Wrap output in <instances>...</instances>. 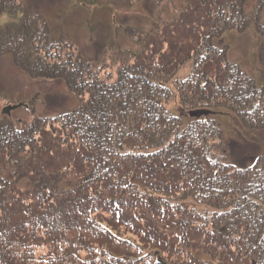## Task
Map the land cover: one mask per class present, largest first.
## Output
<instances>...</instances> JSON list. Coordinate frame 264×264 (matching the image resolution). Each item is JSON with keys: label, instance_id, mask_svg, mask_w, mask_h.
Returning <instances> with one entry per match:
<instances>
[{"label": "trees", "instance_id": "1", "mask_svg": "<svg viewBox=\"0 0 264 264\" xmlns=\"http://www.w3.org/2000/svg\"><path fill=\"white\" fill-rule=\"evenodd\" d=\"M233 3L187 0L162 33L91 64L52 39L42 17L16 21L18 2L0 0V16L11 17L0 57L33 79L64 81L78 99L48 126L0 127V264H264V154L229 162L219 148L237 150L224 146L216 117L186 125L168 109L171 63L228 14L249 21ZM218 54L201 79L175 85L178 105L233 111L263 131L264 88Z\"/></svg>", "mask_w": 264, "mask_h": 264}, {"label": "rangeland", "instance_id": "2", "mask_svg": "<svg viewBox=\"0 0 264 264\" xmlns=\"http://www.w3.org/2000/svg\"><path fill=\"white\" fill-rule=\"evenodd\" d=\"M12 1L18 2V8L27 7L26 9L43 16L52 39L60 36L71 39L80 49L82 56L92 63L101 58L104 47L106 49V45L113 42L126 51H134L136 49L134 38L154 33L155 29L159 32L158 34L162 33L166 22L179 15L185 4L184 0ZM233 1V11H243L247 16L246 20L252 19V21H246L243 25L241 18L236 14L231 16L228 14L222 24L216 23L217 29H213L214 32L209 39L220 50L218 55L224 62L227 59L228 62L235 64L239 74L243 73L257 89H263L264 0ZM255 6H257L256 10H254ZM10 18L9 14L0 16V30ZM224 22L235 26L240 25L242 31L239 34L234 31L228 32L229 28H222ZM126 28L132 30L130 35L123 33ZM217 31L219 32L216 33ZM167 37L163 38V48L159 52L162 56L167 52ZM209 39L204 40V48H200L201 53L200 51L197 54L191 52L184 60L171 63L174 66L172 80L175 84H171L173 89L170 87L174 98L170 105L168 104V109L175 116H186L184 120L186 125L190 123L188 111L178 105L180 94L177 97L175 85L184 83L190 77L201 79L199 77L201 75L196 74L197 70L205 66L203 63L206 60H210L209 63L214 62V56L208 53ZM215 64L212 63V65ZM15 65L9 56L0 58V125L5 124V127L20 129L24 128V125L29 126L32 122L44 121L48 126V121L52 118L77 107V99L64 84L49 79L34 81L23 71V68H17ZM211 72L214 73L213 70ZM22 101L25 106L10 112L8 116H3L2 110L6 106L16 105ZM197 109L208 108L204 106ZM219 112L222 116L220 115L217 120L220 123L218 125L221 128L224 146H235L237 150V154L232 156L229 148L224 150L219 148L220 157L227 155L229 162L244 166L251 163L258 154H264V130L250 131L242 125L241 118L237 117L233 111L231 113L226 109H220ZM251 155L254 156L252 159H250ZM215 156L219 157L216 153Z\"/></svg>", "mask_w": 264, "mask_h": 264}, {"label": "water", "instance_id": "3", "mask_svg": "<svg viewBox=\"0 0 264 264\" xmlns=\"http://www.w3.org/2000/svg\"><path fill=\"white\" fill-rule=\"evenodd\" d=\"M10 109H7L6 111L8 112ZM207 113L206 112H191L190 113V116H193V117H200V116H203V115H206Z\"/></svg>", "mask_w": 264, "mask_h": 264}]
</instances>
